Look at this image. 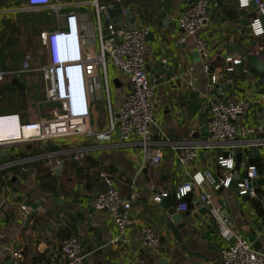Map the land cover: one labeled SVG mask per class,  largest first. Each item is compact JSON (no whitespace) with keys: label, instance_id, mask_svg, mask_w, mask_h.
I'll return each mask as SVG.
<instances>
[{"label":"crops","instance_id":"0c3cea01","mask_svg":"<svg viewBox=\"0 0 264 264\" xmlns=\"http://www.w3.org/2000/svg\"><path fill=\"white\" fill-rule=\"evenodd\" d=\"M55 1L70 5V10H77L76 5L86 0ZM114 1L99 0L104 5ZM239 1L213 0L203 26L196 34V37L208 41L209 71L205 70L202 60L197 62L193 56L197 52L195 37L182 42L178 17L188 5V0H171V4L167 0L122 2V8L128 12L124 24L150 28L146 49L149 69L153 71L164 62L172 69H167L161 76L168 82L159 86L156 85V76L149 73L157 90L154 100L157 122L155 140L161 142L164 149L162 165L151 175L137 173L143 157L135 147H116L79 139L61 143L14 142L15 117L19 123L32 121L22 122L18 107L29 97L30 85L26 83L29 74L18 73L26 60L9 63L17 68L5 70L15 74L0 83V264H13L11 253L15 251H21L22 264H67L61 252V243L73 236L80 239L85 249L86 264H133L137 260L147 264H223L222 250L227 244L218 232L211 207H194L192 204L200 194L199 189L191 192L185 200L189 211H179L182 201L177 191L186 181L179 158L182 148L191 146L198 149L193 169L195 173L209 170L216 179L232 175L230 188L213 192V186L207 183L203 191L212 194L215 208L229 217L234 233L248 241L255 252L264 253V72L256 71L252 75L249 67V58L258 48H262L259 59L264 62V36L255 38L250 30L258 11L251 6L241 9ZM24 6L25 0H0V57L5 55L14 61L21 55L13 51L12 57L9 52L16 33L24 23L23 18H30L33 14L22 12ZM78 11L96 25V13L90 3ZM56 28L55 19L45 31ZM245 57L247 60H244ZM230 58L242 61L232 73L227 72L230 66L227 59ZM0 71L4 69L0 68ZM110 76L112 104L116 110L127 96L129 87L126 79L114 71H110ZM213 77H216L215 84ZM15 80L25 85V97L18 93ZM10 88H15V91ZM43 93L39 102L44 100L45 85ZM8 99L12 104L16 101L14 107L7 105ZM216 101L242 102L245 106L246 112L237 122L241 144H209L208 109L209 103ZM102 105L106 109L107 122L98 131L107 128L108 109L104 102L92 105V121L98 106ZM31 107L36 108V105ZM43 108L49 111L45 117H50L57 107L46 104ZM250 126L261 127L258 134L260 144L247 145L254 138L242 136V131ZM55 146L59 150L52 151ZM255 147L257 154L253 152ZM49 154H55L65 162L61 170L48 165L45 158ZM239 154H242L240 171L237 172L239 178L234 180ZM228 155L234 160L233 171H226L217 165L220 156ZM71 158L75 159L73 163ZM247 165L258 170L256 198L238 195L237 184ZM43 168L49 169V172L53 170L49 181L42 179ZM102 172L114 177L123 196L135 194L137 197L131 209V225L119 243L114 242L119 233L109 214L96 211L93 207L94 200L104 189L100 179ZM133 182L135 185L132 188ZM161 193L168 196L160 204L154 203V198ZM53 198L58 199L57 202L52 201ZM41 200L44 204L39 208V214L25 228L23 209L31 211V206ZM171 211L180 217L175 223L180 240L170 226L168 213ZM182 214L185 218L180 216ZM145 225L152 226L160 234V254L144 246L141 228Z\"/></svg>","mask_w":264,"mask_h":264},{"label":"built area","instance_id":"2783aa9c","mask_svg":"<svg viewBox=\"0 0 264 264\" xmlns=\"http://www.w3.org/2000/svg\"><path fill=\"white\" fill-rule=\"evenodd\" d=\"M125 0H115L104 5L99 0H86L76 5L77 10H70L66 4L55 0H25L22 8L24 13H44L54 16L57 28L42 32L40 41L45 51V60L36 70L45 85L44 100L36 107L46 104L56 105L50 117H40L25 123H19V137L14 142H55L61 143L73 139L83 141L94 140L99 143L111 144L124 148H137L142 155V161L137 173L153 174L163 162V144L155 140L157 126L154 100L157 94L149 72L146 59L147 38L150 28L124 24L128 16L122 8V24L113 23L108 11ZM213 0H188V5L178 17V25L183 33L182 42L195 37L196 50L200 55L206 71L210 67V51L208 41L196 37L202 28ZM91 4L96 13L94 26L78 9ZM255 4L258 16L252 21L250 30L255 38L264 36V0H240V8ZM105 20L107 22H105ZM254 56L260 58L262 48L254 51ZM230 66L227 72H234L242 64L241 60L227 59ZM166 62H164L165 64ZM110 71L127 81L129 92L122 100L118 109L112 104V81ZM29 61H25L20 74L33 73ZM15 72L0 71V83ZM216 83V77L212 79ZM264 100V97H263ZM104 102L108 109V125L105 131H96L91 126L92 105ZM242 102L216 101L209 103L207 131L210 145H239L242 141L237 130L238 120L245 114ZM261 127H246L242 136L254 138L247 145L260 144L258 134ZM198 157L195 146L182 148L180 164L184 170L185 183L177 191L182 201L179 211L188 212L190 207L185 202L195 189L200 194L193 199L194 207H211L218 232L227 246L222 250L223 264H264V253L255 252L251 244L236 235L231 228V221L224 212L215 208L213 196L204 192L203 187L211 184L213 192L228 189L232 184V175L216 179L209 170L194 172V163ZM50 167L61 170L65 162L55 154L46 158ZM75 159H79L75 157ZM217 165L226 171L234 170V160L231 156H220ZM53 173V170L50 171ZM104 189L93 202L96 211H106L111 221L118 229L119 236L114 241L119 243L131 225V209L136 195L125 197L121 194L116 181L107 172L100 174ZM258 170L247 165L245 172L237 184L238 195L244 198H256V181ZM135 182L132 183V188ZM168 196L161 193L154 198V203L160 204ZM23 211L28 213V209ZM144 246L153 253L160 254L162 239L160 234L150 225L141 228ZM61 252L67 264H86L87 254L78 237H70L61 243ZM13 264H22L21 251L11 253ZM133 264H147L137 260Z\"/></svg>","mask_w":264,"mask_h":264},{"label":"rangeland","instance_id":"374dc122","mask_svg":"<svg viewBox=\"0 0 264 264\" xmlns=\"http://www.w3.org/2000/svg\"><path fill=\"white\" fill-rule=\"evenodd\" d=\"M22 20L24 23L21 25V28L16 33V36L13 40V45L11 46V51H17L21 55L19 59L7 61L9 63H19L20 61H29L33 67L34 72L30 73L27 78H29L26 83L30 85L28 89V98L20 102L19 107V115L21 117V121H29L36 120L40 117H45L48 115L46 110L47 108L41 107L40 109L37 107L32 108L31 105H37L40 100L43 99V89L44 84L40 79V75L36 70H38L45 60V51L42 48L40 42V36L42 31L48 30L49 26L53 24L55 21V17L48 16L44 13H33L32 16L25 17ZM39 19V20H37ZM33 22L35 27L33 26ZM2 41L0 40V45ZM11 59V58H10ZM11 101L8 100V102ZM16 102V101H15ZM15 102L13 107L15 106ZM9 105V103H7ZM98 110L95 111L92 121V128L96 131L103 129L106 126L107 115L105 107L98 106ZM10 127V124H9Z\"/></svg>","mask_w":264,"mask_h":264},{"label":"water","instance_id":"95a60500","mask_svg":"<svg viewBox=\"0 0 264 264\" xmlns=\"http://www.w3.org/2000/svg\"><path fill=\"white\" fill-rule=\"evenodd\" d=\"M169 4H171V0H167ZM255 11L257 10V7L255 6V4H251L250 5ZM122 5L121 4H116L114 9L112 10H109L108 11V15L110 16V18L112 19L113 23L115 24H122L124 22V19L122 18ZM195 58H197V62H200L201 59H200V55L198 52H196L194 55H193ZM244 60H247V57L244 58ZM249 67L251 68V74L254 75L256 73V71H260V72H264V62L262 60H260L258 57L256 56H250L249 58ZM169 70V71H172L171 68H168L166 67L163 63H159L155 69L153 71H151L149 69V66L147 67V70L149 73H151L152 75L156 76V80L158 79V82H156V85L159 86V85H162L166 82H168V79L166 78H162L161 79V76H163V74L165 73L166 70ZM14 86L17 88L18 90V93L20 94V96H23L25 97L26 95V87L24 84L20 83L18 80H15L14 81ZM220 93V91H219ZM15 121H16V130H15V133L13 135L12 138L16 139L19 137V132H18V126H19V121H18V118L15 117ZM52 151H57L59 150V147L55 146V147H52L51 148ZM253 152L255 154H257L258 150L257 148H253ZM74 158H71V163L74 162ZM3 162V161H2ZM241 162H242V154H239L237 155V163H236V167H235V170H234V180L238 179L239 178V175L237 172L240 171V166H241ZM57 169H59V167H56ZM0 180H1V174H0ZM47 201L49 200L46 199ZM56 201L58 199L56 198H53L52 201ZM44 204V200H41L39 202H37L36 204L32 205L31 206V211H29L28 213H25V216H26V222H25V228L28 227L30 221L39 214V208L41 206H43ZM59 205H62L61 207H64L65 204H59ZM169 217H170V226L174 232V234L176 235V237L180 240V234H179V230L175 227V223L179 222V218L180 217H177L175 216L176 215V212L175 211H171L168 213ZM182 216L183 218H185V214H182L180 215Z\"/></svg>","mask_w":264,"mask_h":264},{"label":"trees","instance_id":"16d2710c","mask_svg":"<svg viewBox=\"0 0 264 264\" xmlns=\"http://www.w3.org/2000/svg\"><path fill=\"white\" fill-rule=\"evenodd\" d=\"M10 50H11V49H10ZM9 53L11 54L12 57L14 56V55L12 54L13 51H10ZM10 60H11V59H8V56L2 55V57H0V68H1V69H4V70L16 69L17 66L13 67V65L8 64L7 61H10ZM12 60H13V59H12ZM4 61H5V62H4ZM10 90H11V91H15V88H10ZM11 91L9 92V94L11 93ZM8 100H10V99H8ZM8 103H9V105H10V104L13 105L11 101H9ZM11 107H12V106H10L9 108H11ZM41 176H42V179H43L44 181H47V180L49 181L50 178H51V176H52V174H51V172H49V169L43 168V169H41Z\"/></svg>","mask_w":264,"mask_h":264}]
</instances>
